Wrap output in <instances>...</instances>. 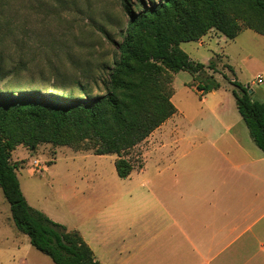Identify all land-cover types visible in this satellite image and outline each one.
<instances>
[{
    "label": "rangeland",
    "instance_id": "rangeland-1",
    "mask_svg": "<svg viewBox=\"0 0 264 264\" xmlns=\"http://www.w3.org/2000/svg\"><path fill=\"white\" fill-rule=\"evenodd\" d=\"M120 21L124 18L119 0H0V89L78 95L81 83L94 91L116 53L99 28L115 35ZM115 41H120L118 36ZM180 48L206 66L213 61L214 69L196 75L172 73L177 113L130 152L136 167L156 147L165 142L173 145L184 131L193 136L195 128L218 121L238 123L245 140L261 153L237 110L234 92L240 91L233 82L264 103V81L257 83V77L264 76V37L243 30L229 40L212 30L197 42L181 43ZM211 79L219 88L199 95V82ZM116 159V155L96 156L51 144L35 150L18 146L11 158L18 165L17 177L29 206L70 231L91 225L89 220L98 221L104 205L128 188V180L116 173ZM0 264H54L15 227L1 188Z\"/></svg>",
    "mask_w": 264,
    "mask_h": 264
},
{
    "label": "trees",
    "instance_id": "trees-1",
    "mask_svg": "<svg viewBox=\"0 0 264 264\" xmlns=\"http://www.w3.org/2000/svg\"><path fill=\"white\" fill-rule=\"evenodd\" d=\"M124 22L117 35L99 29L115 46L107 76L93 91L77 84L72 93L0 89V188L12 220L31 245L54 264H104L77 230L51 220L29 206L17 177L12 152L41 144L116 155L118 177L128 178L136 164L130 152L177 113L172 102V73L196 75L207 68L181 48L215 30L235 40L243 30L264 37V0H119ZM118 36L120 41H115ZM230 68V67H229ZM233 84L236 106L255 145L264 153V103ZM211 79L199 82V95L216 90ZM142 162L137 167H142Z\"/></svg>",
    "mask_w": 264,
    "mask_h": 264
},
{
    "label": "crops",
    "instance_id": "crops-1",
    "mask_svg": "<svg viewBox=\"0 0 264 264\" xmlns=\"http://www.w3.org/2000/svg\"><path fill=\"white\" fill-rule=\"evenodd\" d=\"M216 123L148 153L78 230L100 262L264 264V153L238 123Z\"/></svg>",
    "mask_w": 264,
    "mask_h": 264
},
{
    "label": "built area",
    "instance_id": "built-area-1",
    "mask_svg": "<svg viewBox=\"0 0 264 264\" xmlns=\"http://www.w3.org/2000/svg\"><path fill=\"white\" fill-rule=\"evenodd\" d=\"M263 81H264V76H263V75H259V76L257 77V83H258V84H262Z\"/></svg>",
    "mask_w": 264,
    "mask_h": 264
}]
</instances>
